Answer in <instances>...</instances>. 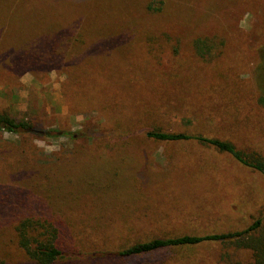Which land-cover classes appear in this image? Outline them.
<instances>
[{
    "label": "rangeland",
    "instance_id": "1",
    "mask_svg": "<svg viewBox=\"0 0 264 264\" xmlns=\"http://www.w3.org/2000/svg\"><path fill=\"white\" fill-rule=\"evenodd\" d=\"M6 1L0 36L11 60L28 37L69 22L95 30L83 51L67 56L83 54L82 75L64 63L40 71L0 65V113L37 133L0 131V189L25 198L0 218V261L35 264L16 235L29 215L58 229L64 255L56 264L171 263L182 255L116 256L140 240L239 231L264 216L263 174L203 142L146 136L203 135L264 157V0H92L91 8L76 7L91 0H34L76 8H33L30 16L27 0ZM112 14L110 30L100 28L99 16ZM82 38L72 30L59 46L73 49ZM198 39L210 53L198 54ZM224 253L202 245L179 263L225 264Z\"/></svg>",
    "mask_w": 264,
    "mask_h": 264
},
{
    "label": "trees",
    "instance_id": "2",
    "mask_svg": "<svg viewBox=\"0 0 264 264\" xmlns=\"http://www.w3.org/2000/svg\"><path fill=\"white\" fill-rule=\"evenodd\" d=\"M9 1H11L12 5L21 3V1ZM9 1H6V3ZM24 3L28 7V16L31 15L33 8L45 11L51 7L57 6H64L65 8L71 7V9L85 6L87 8L98 6V2L96 3L92 0L77 5L76 7L68 6L70 4H48L46 7H42L37 5L34 0H27L24 1ZM107 15L99 16V18H101L99 26L100 28L102 27L109 31L112 25L117 21L118 16L117 14H112L107 17ZM48 23L45 24V22H43V25L46 26ZM79 29L80 36L81 38L83 37L81 44L75 45L73 49L71 48L73 46L71 43L62 45L61 47L59 46V44H61L60 42L66 38L72 30L78 32ZM94 30L95 26L90 27L88 24L78 21L75 23L69 22L67 25L50 32H45L37 36H30L24 41L25 43H23V45H26V48L15 49L17 50V57L13 60L8 58L7 50L9 47L6 44L5 39L0 36V65L8 68L13 67L23 70L37 69L40 71L39 69L64 63L70 65L74 69V65H76V74L82 75L85 66L88 64L85 63L86 61L84 60V57L82 58L83 54L81 53L82 55L75 59L69 58L68 61L67 56L69 55L70 50L71 52L83 51L89 43V35L93 33ZM207 44V40L202 41L198 39L195 42L196 50L199 55L204 56L210 53L211 47L207 46ZM262 59H264V51L262 53ZM86 68H88V66ZM79 85L82 89L86 88V85ZM259 103L264 107V98H261ZM0 131H6L27 137L37 134L35 133V126L31 123L25 120L17 121V119L6 113H0ZM146 136L148 139L159 142H183L189 140L203 142L216 147L220 151L233 155L243 165L264 175V157L258 153L247 155L230 141L221 140L219 138L210 139L203 135L189 136L181 133H168L158 130L149 131ZM79 156H74V160L79 158ZM71 158L72 157H69L68 159L70 160ZM84 173L86 176H89V173ZM3 188L4 189H0V218L7 215L5 210H8V208L10 209V206L15 209H20L21 207L18 206L23 205L21 202L25 200L24 196L19 200V195L11 191V188L7 190V185L3 186ZM16 235L20 248L35 264H56L64 255L58 243V229L53 223L47 219H43V217L38 214L20 218L16 225ZM207 244H219L223 247L225 253L221 257V263L264 264V216L255 220L248 228L239 231H231L221 234L157 237L140 240L129 246H125L123 250L118 252L116 257L124 260L136 258L147 259L149 256L155 254L173 252L177 255H182L183 257H176V255H173L174 257L169 260L171 263L143 262L141 264H180L179 261L184 260L194 248ZM240 252L248 253L251 257L244 261L236 259V253ZM0 264L5 263L0 261Z\"/></svg>",
    "mask_w": 264,
    "mask_h": 264
}]
</instances>
